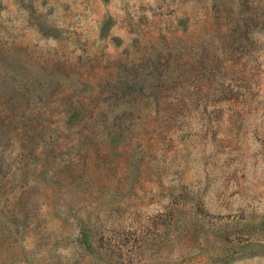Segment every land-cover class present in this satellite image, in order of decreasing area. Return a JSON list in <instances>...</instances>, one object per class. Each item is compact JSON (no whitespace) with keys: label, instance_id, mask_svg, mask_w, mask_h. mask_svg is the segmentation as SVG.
Listing matches in <instances>:
<instances>
[{"label":"rangeland","instance_id":"1","mask_svg":"<svg viewBox=\"0 0 264 264\" xmlns=\"http://www.w3.org/2000/svg\"><path fill=\"white\" fill-rule=\"evenodd\" d=\"M0 264H264V0H0Z\"/></svg>","mask_w":264,"mask_h":264}]
</instances>
